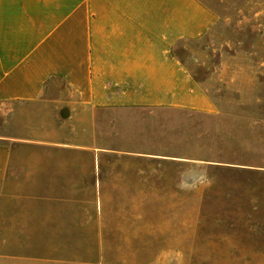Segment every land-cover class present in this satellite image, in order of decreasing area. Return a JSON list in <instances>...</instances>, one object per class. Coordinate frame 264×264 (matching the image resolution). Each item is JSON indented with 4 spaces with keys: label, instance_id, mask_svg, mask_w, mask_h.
<instances>
[{
    "label": "rangeland",
    "instance_id": "1",
    "mask_svg": "<svg viewBox=\"0 0 264 264\" xmlns=\"http://www.w3.org/2000/svg\"><path fill=\"white\" fill-rule=\"evenodd\" d=\"M202 1L218 22L180 55L218 113L99 119L63 196L0 213V264H264V0Z\"/></svg>",
    "mask_w": 264,
    "mask_h": 264
},
{
    "label": "crops",
    "instance_id": "2",
    "mask_svg": "<svg viewBox=\"0 0 264 264\" xmlns=\"http://www.w3.org/2000/svg\"><path fill=\"white\" fill-rule=\"evenodd\" d=\"M217 22L202 0H0V213L63 196L112 112L217 114L180 55Z\"/></svg>",
    "mask_w": 264,
    "mask_h": 264
},
{
    "label": "clouds",
    "instance_id": "3",
    "mask_svg": "<svg viewBox=\"0 0 264 264\" xmlns=\"http://www.w3.org/2000/svg\"><path fill=\"white\" fill-rule=\"evenodd\" d=\"M201 179L206 180L207 179L206 174L204 176H202Z\"/></svg>",
    "mask_w": 264,
    "mask_h": 264
},
{
    "label": "bare ground",
    "instance_id": "4",
    "mask_svg": "<svg viewBox=\"0 0 264 264\" xmlns=\"http://www.w3.org/2000/svg\"><path fill=\"white\" fill-rule=\"evenodd\" d=\"M209 124V123H208Z\"/></svg>",
    "mask_w": 264,
    "mask_h": 264
}]
</instances>
